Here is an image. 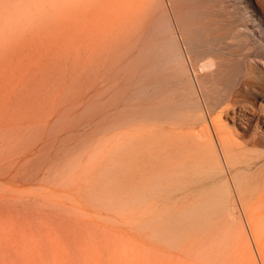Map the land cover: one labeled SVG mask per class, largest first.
Listing matches in <instances>:
<instances>
[{
    "label": "rangeland",
    "instance_id": "rangeland-1",
    "mask_svg": "<svg viewBox=\"0 0 264 264\" xmlns=\"http://www.w3.org/2000/svg\"><path fill=\"white\" fill-rule=\"evenodd\" d=\"M184 1L178 8L196 9L186 23L192 34L200 31L186 61L232 60L242 69L234 85L205 84L206 122L227 108L235 151L246 159L263 155L264 85L257 78L264 84V0ZM155 2L0 0V264H188L193 256L199 263L222 220L208 218V237L203 220L175 218L221 181L237 205L203 215H234L246 230L247 205L264 238V169L259 163L250 171L256 183L239 195L235 167L220 157L208 123L220 179L179 191L182 174L174 173L166 184L174 188L153 191L152 178L169 167L168 125L152 117L169 99L150 85L166 39L155 31ZM247 74L252 83L243 90L238 82ZM253 246L249 239L254 262L249 255L244 262L262 264ZM236 253H225L224 264H242Z\"/></svg>",
    "mask_w": 264,
    "mask_h": 264
},
{
    "label": "bare ground",
    "instance_id": "bare-ground-1",
    "mask_svg": "<svg viewBox=\"0 0 264 264\" xmlns=\"http://www.w3.org/2000/svg\"><path fill=\"white\" fill-rule=\"evenodd\" d=\"M179 1L182 0H166L165 2L163 0H156L154 6L156 9L158 8V10H160L155 31H157V34L160 33L165 35L166 39L162 47L160 46L161 44H159L160 48L158 47V56L154 61V65L157 67V70L154 72L156 73L155 76L151 78L150 85L155 87L160 86L162 94H167L169 99L167 100V103H160L155 107V109H153L152 117L160 120L162 124L168 125L164 134H166L167 139L165 155L167 157V164L169 167L167 174H163L158 177L154 176L152 178V184H154L155 187L154 188L152 186L153 191L157 192L161 189L167 191L174 188L166 187L168 182L167 179H169L170 176H174V173L176 175L180 173L182 174V177L179 179L180 182H177L176 184V188L179 191L187 185L200 184L205 180L214 183L216 180L220 179V174L223 173L222 162L220 160V157L222 156L226 164L231 167H235L233 168V183L235 190L242 196L245 194V189H248L249 185H253L254 181L256 183V178L250 171L253 170L259 163H261V166H258L259 171L264 169V154L256 156L253 159H246L240 153V150L238 152L235 151L237 144H232L231 135L227 131L228 127L224 120V118L228 119V116H230L227 113V108L221 109L212 118H209L207 120L208 122H206L205 115L207 113L205 111V103L201 97L205 91V84L207 82L217 83L220 81H228L230 85L233 80V83L236 82V76L238 77L237 74H241L242 69L236 64V61L233 63L231 60L232 63H230L225 58L224 59L228 63L221 62V60L217 59V61L214 59H208L202 64H197V62L195 64L192 60L189 62V59L188 62L186 61L185 53L188 55L190 52H193L192 50H194L193 48L195 47L194 41L196 40L195 38L200 36V31L192 34V25L186 23V18L188 16H192L196 9L186 11L183 9L184 5L183 7L178 8L179 4L177 3ZM178 29L182 32L179 33L177 31ZM193 55L196 54L193 53ZM217 57L222 58L221 56ZM213 58H215V56ZM263 59L264 58H262V60ZM190 71L194 73L193 79L191 78L192 76H190ZM248 75L249 74L241 77V79L239 77L240 80L238 85L243 86V90L245 87L248 89V87L251 86L252 81ZM257 79L258 84L264 85L263 78L260 75H258ZM208 86L212 85L210 84ZM221 86H223V84ZM238 91L239 92H237V94L239 96L247 93H244V91L241 92L240 89ZM228 92L230 91L228 90ZM206 96L209 97L207 94ZM223 102L224 100L222 103ZM209 111L211 112V110ZM262 112H264V110H262ZM259 120L260 119L258 118V123H264L262 120L259 122ZM231 122L234 124L233 121ZM207 123L208 127H210L213 132L215 141H217V146L220 151L219 154L221 153L220 157L215 144L213 143L212 135L207 127ZM247 123L248 124H246L244 128L242 127L243 132H245L249 126V120H247ZM189 126L198 132H191L188 135L185 128L189 129L187 128ZM197 126H200L199 130H197ZM255 142H259V139H254V143ZM228 145L234 149L232 154L228 153ZM189 154H194L191 159L196 158L197 163H195V160H190L188 158ZM188 171H191V175L189 176V179L185 180V176ZM133 179L131 180L133 181ZM263 179L264 176L258 180ZM238 197L239 196H237V198ZM231 200L232 196L230 186L227 182L221 181V183H218L214 189H211L209 194H205L203 198L200 197V200L193 204L192 208L187 211V214L182 216L183 218H175L178 221L185 220L187 222L192 220H198V222H201V220H203L204 223L202 224H204V230L207 231L208 237H210V220H208V218H210L212 222L213 218L218 216L223 222L220 224V230L217 232V236H213V244L211 245V248L206 251L205 255L199 257L201 259L200 262H195V257L193 256L194 259L191 258L192 261H189L188 264H224L225 253L230 251L233 253L237 252L235 255L242 261V264H245L244 259L247 255H249L253 261L252 251L249 248V239L254 243L253 247L255 248V251L258 254L257 257L260 261L258 263L264 264V238H261L258 235L257 229H255L258 218L252 214L251 211L246 210L248 209L246 207L247 205H245L244 208L246 214L244 215V225L246 230H244L240 221L237 220L234 215H203L205 212H221V214H226L228 209L231 206L233 207L235 204H231ZM235 200H237L236 197ZM225 203L230 206L225 205ZM171 225L175 227V224ZM163 226L164 224H161V227ZM245 231L247 235L245 234ZM158 233L161 235V230H159ZM166 242L168 241L166 240ZM214 253H219L220 258L216 260ZM221 254L224 255L221 256ZM214 259L216 260L215 262Z\"/></svg>",
    "mask_w": 264,
    "mask_h": 264
}]
</instances>
